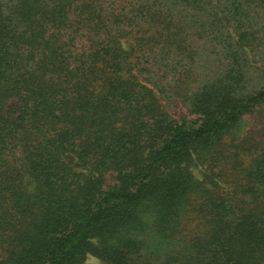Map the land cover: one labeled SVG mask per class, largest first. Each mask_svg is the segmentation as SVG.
<instances>
[{
  "label": "trees",
  "instance_id": "16d2710c",
  "mask_svg": "<svg viewBox=\"0 0 264 264\" xmlns=\"http://www.w3.org/2000/svg\"><path fill=\"white\" fill-rule=\"evenodd\" d=\"M263 53L264 0H0V264H264Z\"/></svg>",
  "mask_w": 264,
  "mask_h": 264
},
{
  "label": "rangeland",
  "instance_id": "374dc122",
  "mask_svg": "<svg viewBox=\"0 0 264 264\" xmlns=\"http://www.w3.org/2000/svg\"><path fill=\"white\" fill-rule=\"evenodd\" d=\"M251 57L253 58V56H251ZM263 57H264V53H263ZM260 58H261L260 56H256L253 58V61H255V62H253L254 66L259 67L261 65ZM259 60H260V63L258 62ZM162 103L165 105V107H166L167 111L170 113L171 117H173L177 121L186 120V121L190 122V121H195L197 119V116L195 114H192L189 111L186 104L179 97L172 96V94H171V97H165L164 99H162ZM259 117H260V115L258 114L254 117L249 118L247 123H246L247 124L246 129L247 128L249 129L251 127H253L254 130L264 129V122H262V120ZM194 175L197 179L202 180L203 176H204L203 167L201 166V167L194 169ZM108 182L110 184H113L114 178L108 176ZM87 263H89V264H101V262L98 259H96L92 256L88 257Z\"/></svg>",
  "mask_w": 264,
  "mask_h": 264
}]
</instances>
